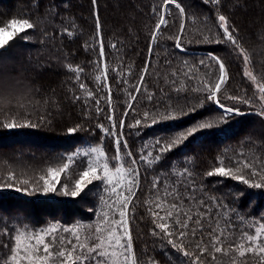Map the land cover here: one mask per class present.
<instances>
[{"label":"trees","instance_id":"16d2710c","mask_svg":"<svg viewBox=\"0 0 264 264\" xmlns=\"http://www.w3.org/2000/svg\"><path fill=\"white\" fill-rule=\"evenodd\" d=\"M176 3L184 8L182 16L174 4L167 5L165 0H0V26H5L10 19L25 17L31 18L37 25L27 41L20 40L17 35L9 40L6 50L0 52V182H6L11 173L16 178V186L22 189L39 188L40 184H36L39 176L47 175L49 167H59L65 162V156L77 149L99 146L109 157L113 154L112 138L103 136L96 127L98 123L111 127L106 119L108 87H105L103 64L97 66L100 45L96 37L99 33L105 52L104 63L108 66L107 84L111 88V106L115 115L119 117L125 112L126 102L132 103V109H127L121 135L134 155L140 152L145 142L151 143L154 137L175 131L168 129L169 124H183L192 118L188 116L179 121H164L151 126L150 115L147 118L149 123L145 124L144 113L152 111L146 99L147 93L154 92L159 96L163 88L169 95L176 96L171 89L181 84L191 88L198 81L205 80L206 76L208 82H212L218 65L210 57H218L224 62L228 79L221 89L222 102L238 107L241 114H233L225 120L220 116L217 105L205 102L204 107L194 115L210 110L211 119L220 121L211 131L222 134L202 136L179 156L174 152L167 153L172 158L171 162L175 163L176 171L171 174L165 172L164 179L169 186L182 180L178 173L183 166H187L193 172L197 185L203 186L197 198L203 196L207 202L211 196L219 200L230 209L225 216L233 219L243 231H250L258 222L264 221V188H251L231 176L206 175L207 171L219 166L220 159L224 160L226 167L232 166L236 159L251 162L256 168L264 167V117L256 114L264 111V106L257 96L253 97L257 91L245 76V68L249 65L258 82L264 83V0H220L218 6L205 4L203 0H176ZM161 11L168 24L161 25L156 32L155 25ZM221 14L236 27L235 35L248 56L247 64L233 51V46L211 42L213 38L222 40L218 35L221 30L217 27V18ZM181 23L184 25L182 33ZM65 29L70 30L72 35L64 34ZM56 32L62 34L56 36ZM153 34L155 41H152ZM178 35L179 49L175 46ZM111 44H116V48H110ZM146 60L149 61L148 72L144 75L141 93L136 94V101H131L129 94H135L134 85L139 82ZM201 60L210 68L201 65ZM77 66L83 69L81 80L94 93V98H100V107L104 111L97 114L94 99L90 100L88 107L91 115L84 121L85 129L70 135L66 127L83 119L81 102L72 99L73 94L85 95L76 86V73L69 70ZM118 72L121 73L120 79L114 82ZM173 72L177 73L176 85L170 83ZM185 72L195 74L197 80H189L183 75ZM96 75L101 76V81H96ZM182 94L191 96L193 102L197 96L202 98V94L195 92ZM231 95L250 96L257 103H237L227 98ZM50 111L54 117L50 118L51 122H41L40 118L47 117ZM25 118L39 126L3 127L12 120L23 122ZM135 119H141V125L129 128V123ZM162 129H168V132H162ZM115 131L121 132L119 128ZM187 156L191 159H186ZM86 161L85 157L77 159L67 172L61 174V184L85 167ZM168 163L162 160L139 169V190L129 206V222L138 264H152L153 260L155 264H184L188 259L166 241L151 235L153 217L145 200L152 196L150 185L158 169L167 168ZM246 172L241 169L236 175H245ZM245 178L259 182L258 177ZM24 179L29 180V185L20 182ZM98 183L94 182L80 196L72 198L55 194L52 198H43L39 191L28 195L13 189L0 190V264H5L11 253L12 241L8 230L16 229L19 223L30 228H44L55 221L68 226L76 221L93 224L95 217L90 209L101 203L100 189L96 187ZM178 187L183 192V187ZM90 188L95 190L89 192ZM168 202H172L171 197ZM151 206L155 207L154 204ZM223 223L221 219V226ZM237 236L239 232L231 238L236 239ZM5 244L9 247L5 248ZM216 256L217 259L222 257L219 253ZM248 258L245 264H258L257 259ZM210 260L211 257L204 260V264H209Z\"/></svg>","mask_w":264,"mask_h":264},{"label":"snow or ice","instance_id":"6c2138e0","mask_svg":"<svg viewBox=\"0 0 264 264\" xmlns=\"http://www.w3.org/2000/svg\"><path fill=\"white\" fill-rule=\"evenodd\" d=\"M95 2V0H94ZM205 4H220V0H203ZM167 5H175L181 16L184 8L176 3V0H165ZM97 29L99 28V17L96 16ZM168 21L164 18V12H159V19L155 25V31L159 32L160 26H167ZM37 27L31 18L10 19L5 26H0V52L6 50L9 40L19 35L20 40L27 41L31 35V30ZM217 27L221 30L219 37L213 38L211 42L229 44L233 46V51L239 54L245 64L248 62V56L244 54L237 36V29L230 25L227 17L223 14L217 18ZM184 31L183 23L180 24V32ZM62 33L56 32L59 36ZM64 34L71 36L70 30L65 29ZM45 35H48L45 33ZM99 42L97 66L103 64L102 71L105 77V87H108L106 119L110 122L111 127H105L103 123H98L103 136L111 137L113 142V154L109 155L98 146H89L85 149H77L75 152L65 156V162L59 167H49L47 175H40L35 186L21 188L16 186V178L9 173L6 182H0V190L5 188L13 189L15 192H24L33 195L37 191L47 196L49 193H57V185L60 186L58 195L78 197L85 191L89 185L99 182L96 187L100 189L99 197L102 205L90 209L96 217L95 226L77 224L59 228L57 225H49L44 228H30L22 226L21 229H9V239L12 241L10 256L5 264H138L133 248V238L129 222V205L135 198L136 191L139 190V169L143 165H153L162 160L169 161L167 168L158 169L156 176L151 181L152 196L145 200L150 205L149 212L153 217L154 228L152 236L158 237L162 242L166 241L173 249L181 252L188 259L184 264H204V260L211 257L209 264L217 262L216 254L228 256L229 252L238 254L239 258L248 255L258 260V264H264V221L258 222L250 231H243L233 219L227 218L225 213L230 209L226 208L219 200L209 196L207 202L203 196L198 197V193L203 190L202 185H197L193 172L183 166V170L178 173L183 177L180 181H174L171 186L164 179L165 172L171 174L176 171L175 163L172 158L166 154L174 152L179 156L186 153L191 145L202 138V136H217L221 132L211 131L220 121L211 119L210 110L200 111L199 116L194 115L204 107L205 102H211L218 106L220 116L225 120L233 114H241L238 107L227 106L222 102L221 89L227 84L228 72L224 62L218 57L212 56L210 59L215 65L217 75L212 82H208V76L205 80L198 81L191 88L181 84L171 89L177 95H169L163 88L157 96L154 92H148L146 99L151 105L152 111L144 113V123L148 124V117L151 115V126L164 121H179L184 117L191 116L190 120H185L183 124H169L168 129H174L169 135L157 136L151 140V143L145 142L138 154L128 148L127 141L122 138V130L125 126V117L128 115L127 109H132V103H127V109L119 117L115 115L112 108L111 88L107 84L108 66L104 63V47L99 33L96 37ZM207 39V37H205ZM156 40L155 34L152 41ZM176 47L179 49V35L176 37ZM89 47V45H85ZM110 48L115 49L116 44H111ZM151 52V47L149 48ZM148 63L145 61V67L139 76V82L134 85L135 94L130 93L131 101H136V94L141 93V87L144 82V75L148 72ZM166 63H170L167 61ZM201 65L210 68L204 60L200 61ZM71 72L76 73L74 80L76 86L85 95L73 94L72 99L80 101L83 106V119L71 126L66 127V132L70 135L85 129V122L91 115V109L88 107L89 101L94 99L95 112L99 114L104 111L100 107V98H94V93L88 89L87 85L81 80L80 74L83 69L80 67H70ZM122 71V70H121ZM189 80H197L195 74L190 72L183 73ZM121 73H116V80H119ZM245 76L252 81L256 77L251 72H245ZM172 85L177 83V73H172ZM96 81H101V76H95ZM125 84L127 80L125 79ZM257 92L253 97L258 95L259 101L264 102V83H256ZM147 92V90H145ZM185 92H195L202 94V98L195 99L189 95H183ZM250 96L231 95L227 98L241 104H255L257 100ZM264 116V111L256 113ZM51 111L48 116H42L41 122L48 120L51 122ZM141 125V119H135L129 123V128H137ZM39 125L25 118L23 122L12 120L3 125L8 129L17 127L36 128ZM117 128L120 133L115 131ZM168 129H162V132H168ZM200 134V135H198ZM123 153V155H122ZM155 153V155H153ZM83 155L89 157L86 166L79 170L75 178L69 182L67 179L61 184V174L69 170V167L76 163L77 157ZM186 159H191L187 156ZM126 160V163H125ZM241 169L247 170L245 175H236ZM208 177H228L242 181L251 188H264V167L256 168L251 162L243 159H236L232 166H224V160L220 159L219 166L206 172ZM248 177H258L259 182L250 180ZM24 185H29V180L20 181ZM42 182V184H41ZM183 187V192L179 190ZM95 189L90 188L89 192ZM87 194V193H86ZM107 197V199L105 198ZM172 202H168V198ZM187 201V204H185ZM155 205L152 207L151 205ZM215 209V212H213ZM163 213V214H161ZM221 219L224 220L221 226ZM239 232L236 239L231 237ZM61 233L67 234L63 235ZM5 248L9 245L5 244ZM207 253V255H205ZM151 260L152 258L149 257ZM237 257H230V264H236ZM155 264V261H152ZM241 264H244L242 261Z\"/></svg>","mask_w":264,"mask_h":264},{"label":"rangeland","instance_id":"374dc122","mask_svg":"<svg viewBox=\"0 0 264 264\" xmlns=\"http://www.w3.org/2000/svg\"><path fill=\"white\" fill-rule=\"evenodd\" d=\"M246 72H251L252 73V75L253 76H255L254 75V73L252 72V70L250 69V67H249V65L248 66H246ZM256 77V76H255ZM248 79H249V82H251V84L254 86V88L256 89V83H259L258 82V80H257V78H256V81H252L249 77H247ZM256 91H257V89H256ZM257 97H258V95H257ZM259 100V99H258ZM260 103H261V105L262 106H264V102H262V101H260ZM257 113H259V112H257ZM235 114V113H234ZM264 117V116H263ZM99 147V146H98ZM86 148H88V147H86ZM85 149V148H84ZM81 158H84V156L83 155H81V156H79V157H77V159H81ZM89 157H85V159L87 160ZM75 178V175H72V176H69V180L68 181H72L73 179ZM92 186V185H91ZM60 192V188L59 189H57V193H59ZM57 193H49L47 196H45V195H43V194H41V196L43 197V198H45V197H47V198H52L53 196H54V194L56 195V196H59V197H61V196H63V195H58ZM101 191H100V196H101ZM64 197V196H63ZM69 198H72L71 196H68ZM67 198V197H66ZM106 199H107V197H105ZM100 205L101 206H103L102 205V202L100 203ZM130 206V205H129ZM128 219H129V217H128ZM53 224H55V225H57L59 228H64V227H67L68 225H64V224H61V223H56V221H55V223H51L50 225H53ZM77 224H83V225H92V226H95V224H96V217L94 218V221H93V224H90V223H88V222H79V221H76V222H73V223H71V224H69V226H74V225H77ZM17 228L16 229H21L22 230V224H17ZM23 226H27V225H23ZM49 226V225H48ZM47 227V226H46ZM61 234H63V235H67V234H64V233H61ZM133 248H134V246H133ZM232 256H234L233 254H229L228 256H223V257H220V258H218L217 259V261H218V263L219 264H230V257H232ZM235 256L237 257V259H236V264H241V262L243 261L244 262V264L245 263H247V259H249L248 257L249 256H245V257H243V258H239L238 257V254L236 253L235 254ZM224 258V259H223Z\"/></svg>","mask_w":264,"mask_h":264}]
</instances>
